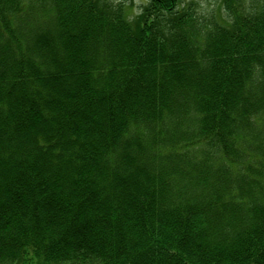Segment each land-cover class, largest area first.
<instances>
[{
    "label": "trees",
    "instance_id": "obj_1",
    "mask_svg": "<svg viewBox=\"0 0 264 264\" xmlns=\"http://www.w3.org/2000/svg\"><path fill=\"white\" fill-rule=\"evenodd\" d=\"M143 1L0 0V264H264V4Z\"/></svg>",
    "mask_w": 264,
    "mask_h": 264
},
{
    "label": "rangeland",
    "instance_id": "obj_2",
    "mask_svg": "<svg viewBox=\"0 0 264 264\" xmlns=\"http://www.w3.org/2000/svg\"><path fill=\"white\" fill-rule=\"evenodd\" d=\"M109 2L122 5L126 16L128 15L129 18L137 17L144 5L143 0H109ZM262 4H264V0H182L178 11L180 14L190 13L187 15L190 17L184 19H189L195 15L199 23L218 20L223 25L229 26V23L235 22L237 15L241 17L252 15L261 9Z\"/></svg>",
    "mask_w": 264,
    "mask_h": 264
}]
</instances>
